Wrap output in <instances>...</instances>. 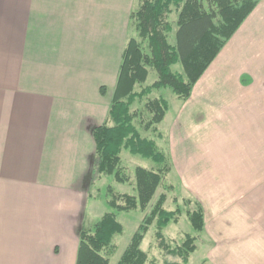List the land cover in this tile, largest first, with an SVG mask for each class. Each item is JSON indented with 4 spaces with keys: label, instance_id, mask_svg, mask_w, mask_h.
<instances>
[{
    "label": "crops",
    "instance_id": "0c3cea01",
    "mask_svg": "<svg viewBox=\"0 0 264 264\" xmlns=\"http://www.w3.org/2000/svg\"><path fill=\"white\" fill-rule=\"evenodd\" d=\"M136 1L0 0V264L77 263L93 131L108 117ZM185 103L168 130L174 168L240 171L232 194L214 197L217 216L232 209L238 222L211 263L233 264L239 246L264 240V0Z\"/></svg>",
    "mask_w": 264,
    "mask_h": 264
},
{
    "label": "trees",
    "instance_id": "16d2710c",
    "mask_svg": "<svg viewBox=\"0 0 264 264\" xmlns=\"http://www.w3.org/2000/svg\"><path fill=\"white\" fill-rule=\"evenodd\" d=\"M261 0H138L137 7L132 10L129 27L135 29L136 38H130L122 55L118 74L117 87L105 123L94 129L93 138L96 143V163L93 175L113 177L116 182L126 184L129 177L124 174L122 152L129 151L161 166L158 172L143 168L136 170V188L138 196L118 194L108 188L110 200L107 202L112 210L130 212L145 210L166 174L171 170L167 165L166 155L153 140L141 136L134 126L135 115L131 112L136 101L151 95L154 90L169 88L181 101H188L193 89L213 61L218 57L226 44L232 39L244 21L255 10ZM205 3L208 5L207 10ZM172 8L179 11L178 28L175 33V44L168 42L167 34L173 29L167 22ZM143 42L147 43L146 53ZM176 65L182 72H173ZM154 70L158 80L140 92L135 91L136 85L146 83L149 70ZM126 87L124 96L120 91ZM102 89V94H103ZM152 115L146 128L159 125L169 110L166 99H154L147 104ZM157 131V128L153 129ZM95 183L93 178L92 184ZM92 186V185H91ZM91 198V192L89 193ZM165 197L162 196L148 218L134 234L118 264H146L147 255L140 249L149 226L158 218L159 230L171 222L177 223L180 211L167 212L162 208ZM194 205L187 217L193 230L201 233L204 230V210L199 203L186 201ZM124 229L113 213L105 214L92 231L84 228L80 232V243L76 264H109L104 255L112 249L116 235ZM159 239L161 233L157 234ZM195 238L187 235L183 245L171 253L188 261L196 252Z\"/></svg>",
    "mask_w": 264,
    "mask_h": 264
},
{
    "label": "rangeland",
    "instance_id": "374dc122",
    "mask_svg": "<svg viewBox=\"0 0 264 264\" xmlns=\"http://www.w3.org/2000/svg\"><path fill=\"white\" fill-rule=\"evenodd\" d=\"M137 5L138 0L136 1L134 9ZM205 6L208 10L209 7L206 3ZM178 20L179 11L172 8V13L167 17V22L173 29L172 33L167 34L168 42L171 45L175 44L174 38L178 28ZM130 38L137 39L138 37L135 29L133 28L130 30L129 27V39ZM142 47L147 53L146 42H143ZM148 70L149 75L147 81L143 85L136 87L137 92H140L145 87L151 86L158 80L157 73L152 69ZM172 71L181 73L182 67L176 65L172 68ZM160 98L168 101L169 111L159 125L146 128L152 118V115L147 110V104L154 99ZM185 104V101L178 99L172 91L167 88L154 90L148 97L141 101H136L131 108V112L135 115L134 126L137 131L142 137L155 141L158 148L166 155L168 159L167 165L171 168L170 172L164 176L162 183L156 190L145 210L138 209L130 212H117L116 210L110 209L107 204L110 200L108 188L112 187V189L118 194H128L137 197L136 170L138 168H143L148 171L158 172L161 166L150 160L143 159L140 156L132 155L129 151H123L121 155L122 166L124 168V174L130 179L129 183L120 184L116 182L113 177L103 176L99 179L93 175L95 183L92 184V178V186L90 189L91 198L87 205L84 229L86 231H92L99 220L107 213L115 214L118 222L121 223L124 229L121 235H116L114 237L112 249L104 253L109 259V264H118L120 262L126 249L130 245L134 234L145 219L150 216L162 196L165 197V202L162 206L164 211H180L181 216L177 223L171 222L162 230L158 229V218H156L149 226V230L145 234L140 246V249L147 255L146 264H212L210 258L214 250L215 252L217 251L216 244L218 243V239L222 236L231 234L233 231L232 226L236 227L238 217H234L233 214L235 212L232 211V209H226L223 214L221 213L217 216L219 209L216 208L217 202L214 197L217 195L216 193H221V187L228 190L227 193L224 192L226 196L232 194V178L240 176L239 169H233L232 167H206L209 165L206 161L196 163L190 162V167L188 168H174L172 164L173 161L169 147L170 141L168 140V130L172 125L174 117L176 118L177 113H180L185 109ZM165 118L166 121L163 123ZM154 128H157V131H154ZM224 164H232V154ZM246 171L248 172V170H244L243 174ZM206 181H208L207 185ZM212 194H214V196ZM245 197H247V199L249 198L248 196ZM187 200L191 201L192 204L196 202L199 203L204 210L205 226L201 233L193 230L190 220L187 217L188 211L194 209V205L186 204ZM60 202L63 203L62 201ZM225 202L230 205L232 204V200H229V197H227ZM244 215V221L247 219L248 223L250 219L249 224L252 225L255 219L251 221L249 212ZM159 232L162 235L161 239L157 237ZM187 235L195 238L197 250L191 254L188 261L185 262L182 257L175 255L170 251L180 248L185 242ZM260 235L264 238V232H261ZM17 237L18 239H23L21 234H17ZM261 243L262 244L260 245L256 242V248L254 247L253 249H250L249 243L244 246H239L236 256L237 259L233 264H256V262H259L264 257V240Z\"/></svg>",
    "mask_w": 264,
    "mask_h": 264
}]
</instances>
